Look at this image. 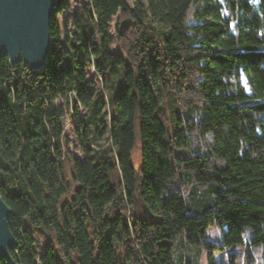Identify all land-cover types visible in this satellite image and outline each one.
Returning <instances> with one entry per match:
<instances>
[{
  "label": "trees",
  "instance_id": "1",
  "mask_svg": "<svg viewBox=\"0 0 264 264\" xmlns=\"http://www.w3.org/2000/svg\"><path fill=\"white\" fill-rule=\"evenodd\" d=\"M71 9V0H57L45 68L0 59V194L19 243L0 264H173L178 237L208 249L209 264L215 251L261 245L264 264V0H86L74 31L58 19ZM118 14L134 27L121 34L117 26L112 50ZM118 66L124 84L105 118L87 68L106 92ZM169 91L180 108L203 111L200 121H186L206 140L201 152L175 156L173 145L189 138L183 128L178 139L169 131ZM66 113L83 158L72 157L78 187L60 206L71 189ZM183 171L219 184L213 208L187 212L173 183ZM211 225L220 243L208 240ZM32 226L48 235L41 249Z\"/></svg>",
  "mask_w": 264,
  "mask_h": 264
},
{
  "label": "rangeland",
  "instance_id": "2",
  "mask_svg": "<svg viewBox=\"0 0 264 264\" xmlns=\"http://www.w3.org/2000/svg\"><path fill=\"white\" fill-rule=\"evenodd\" d=\"M72 9L70 12H65L59 16V23L61 26L64 25L65 19H68L69 25L68 29L75 30L73 25L78 16L83 15L84 6L86 0H71ZM192 13V12H190ZM121 14H118L113 17L112 22L110 23V31L113 37V44L111 46L112 50H116V47L119 45V32L117 26L119 27L121 22L128 19ZM134 27V24L129 27L125 34L129 33L131 28ZM66 30L63 32V36ZM87 77L93 84L91 89L97 90L95 94V100L102 99L105 102V107L103 109L102 115L106 118L110 112V101L115 96V92L122 88L124 82V67L118 66L115 72L109 73L106 76V92L102 87L103 80L100 78L94 68H87ZM65 106L62 100L57 102ZM163 110L167 117L168 128L171 135L178 139V132L181 128L184 129V132L189 138V143L186 146H179L176 143L173 145L174 154L178 157H188L194 152H201L202 149H206L207 143L202 137L194 131L187 129L186 121L189 119H194L195 121H200L202 118L203 111L198 107H189L182 109L174 101L173 94L167 92L164 94V104ZM70 112V110H69ZM80 118L83 119L87 113L86 109H80ZM64 126V135L68 139V149L65 159V177L71 183V189L69 193L63 197L60 201V206L64 203L67 198L72 197L75 194V191L78 187V184L73 181L71 176L72 171V157L77 156L83 158L81 151V142L78 136L75 133L73 120L69 113H66L65 117L62 120ZM211 138V135L209 136ZM133 164L137 170L141 169L143 166L142 157L140 150L136 148L133 152ZM173 183L178 184V188L184 192L185 201L187 205V212L189 214H201L208 209L214 207L216 202V192L220 190L219 184L215 182L209 183H197L194 180L193 172L183 171L181 177L173 179ZM170 190V188L168 189ZM33 232L39 238L40 249L42 248V242L48 241V235L40 230L38 226H32ZM251 231L249 228L245 229V237L248 240L250 237ZM208 240L213 243H220L221 240V230L217 225H211L207 229ZM250 251L253 254V257H250ZM210 251L204 248L201 245H190L187 244L185 239L178 237L173 249V264H209ZM230 257L234 258L232 263ZM213 259L215 264H263V250L261 245H238L226 250H219L213 253Z\"/></svg>",
  "mask_w": 264,
  "mask_h": 264
},
{
  "label": "water",
  "instance_id": "3",
  "mask_svg": "<svg viewBox=\"0 0 264 264\" xmlns=\"http://www.w3.org/2000/svg\"><path fill=\"white\" fill-rule=\"evenodd\" d=\"M57 0H0V59L6 54L15 67L20 61L32 70L46 67L52 49L51 20ZM134 24L121 22L124 34ZM12 210L0 194V254L12 260L19 243L9 227Z\"/></svg>",
  "mask_w": 264,
  "mask_h": 264
}]
</instances>
